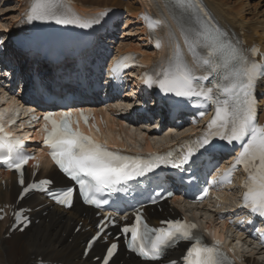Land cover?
I'll return each instance as SVG.
<instances>
[{
    "label": "snow or ice",
    "instance_id": "6c2138e0",
    "mask_svg": "<svg viewBox=\"0 0 264 264\" xmlns=\"http://www.w3.org/2000/svg\"><path fill=\"white\" fill-rule=\"evenodd\" d=\"M193 8L199 13V8L195 5ZM25 16L29 23L55 22L81 29H89L94 23H99L98 19L82 21L69 18L59 0H33ZM177 25L191 62L184 57L177 43L167 65L142 79L149 87H158L166 96L171 94L187 101L195 99L200 103H212L214 114L206 125V131L165 154L129 156L109 150L79 130L80 119L85 123L89 119L83 109L76 110L80 119L73 115L72 110L49 111L43 117L46 121L44 144L50 149L51 159L59 170L78 185L84 202L99 207L107 201L98 200L96 196L105 190L109 194L127 192L129 182L156 179L158 177L154 174L162 167L194 174L206 156L211 157L218 148L235 142L240 145V151L233 157L235 163L232 168L242 165L247 173L242 185L245 189L243 206L264 218V125L257 122L255 98L256 84L264 79V61L250 59L238 42H233L227 34L210 24L181 23L178 20ZM149 28H152L151 24ZM160 46L157 40L156 47ZM206 114L205 111L199 112L201 117ZM29 159L32 157L24 153L22 142L4 133L3 125H0V162L21 174V186H24L23 169ZM225 175L230 177L231 172ZM51 183L48 179L39 182L42 190H47L43 186ZM27 191L29 187L24 186V192ZM74 191L69 187L53 195L59 204L70 206ZM152 202H156L155 198ZM16 219L19 220V214ZM162 223L167 227L150 228L137 214L136 224L122 229L124 234L130 233L128 248L146 260L159 261L169 248L180 241H188L191 243L183 257L185 264H231L221 250V241L214 240L211 245L205 243L198 233L197 224L182 220ZM99 238L98 233L91 243ZM117 248V243L107 248L104 264H108Z\"/></svg>",
    "mask_w": 264,
    "mask_h": 264
},
{
    "label": "bare ground",
    "instance_id": "6f19581e",
    "mask_svg": "<svg viewBox=\"0 0 264 264\" xmlns=\"http://www.w3.org/2000/svg\"><path fill=\"white\" fill-rule=\"evenodd\" d=\"M25 1L26 0L21 3H25ZM74 1H76L77 4L76 8L80 11L86 9H96L97 7L106 8L111 6L126 8L127 15L132 18H137V22H139V24H141V20L138 18V14L145 8L143 0ZM203 1L207 4L211 15L217 18L225 28L245 29L246 41L257 40L262 46V49H264V4H261L262 0L254 3L252 7L248 5L246 0ZM21 3L18 2L17 6L21 5ZM136 3L137 5L135 6ZM19 13L20 11L18 10L17 15L13 17V20H11L12 22L6 21V23L0 21V33L5 32L10 28L11 24L14 23V20L17 19ZM132 23V19L126 18V29L121 30L122 34L127 35V28H129ZM141 30L143 31V29ZM120 42L121 47L140 50L144 49V52L148 56L151 54L150 47H148L145 42L141 43L144 46H141L142 48H139L132 41L120 40ZM116 123L121 134L126 137V130L121 127V123L119 121ZM49 169L50 175L60 176L54 169ZM10 189L11 191L7 194L0 188V204L12 201L14 197L13 187ZM30 200L32 202V206H37L43 203V200L40 201V199H38L35 195L31 196ZM45 208H47L46 215L41 216V210L34 211L36 217L39 218L37 224L29 226L23 233L13 232L9 238L4 236L7 231L4 229V221H0V264H36L37 257H40L42 260L50 259L54 261H61L63 263H89V256L86 260L79 258V241L86 233L78 232L73 234L70 227L72 220H82L83 223H85L88 218V211L83 209L86 214L82 217L78 213V207L72 208V210L67 211L66 214H62L59 209L55 207L49 208L46 205L42 209ZM217 214L218 211L211 212L212 216ZM99 247L100 246L97 245L95 250L99 249ZM117 256L116 254L113 256V262L114 260H117ZM119 259H123V257L120 256ZM131 261L132 264H156L149 262L143 263L136 259ZM245 261L249 264H264V258L261 255H247L245 256Z\"/></svg>",
    "mask_w": 264,
    "mask_h": 264
},
{
    "label": "rangeland",
    "instance_id": "374dc122",
    "mask_svg": "<svg viewBox=\"0 0 264 264\" xmlns=\"http://www.w3.org/2000/svg\"><path fill=\"white\" fill-rule=\"evenodd\" d=\"M18 1L20 0H0V21L2 22H6V21H10L12 22L11 20H13L14 16L17 15L18 13ZM233 1H236V0H233ZM259 0H246V2L248 3V5L250 7L253 6L254 3L258 2ZM261 4L263 5L264 4V1L262 0L261 1ZM137 5V3L135 4V6ZM263 7V6H262ZM127 15V14H126ZM127 19H132V24L129 26V28H127V35H124V34H121V30L123 29H126L125 25H126V20H125V25L122 26L124 27L123 29L120 30L121 33H118V35H122V37H119L120 39L122 40H125V41H132L134 44H136L138 46V43H142L144 42L143 39V31L140 29L141 28V24H139V22H137V18H132V17H129V15H127L126 17ZM8 19V20H7ZM7 23V22H6ZM141 30V31H140ZM142 32V33H141ZM117 35V36H118ZM141 38V39H140ZM142 40V41H141ZM119 45H121L120 43V40L118 41ZM142 47H144L142 44H141Z\"/></svg>",
    "mask_w": 264,
    "mask_h": 264
}]
</instances>
